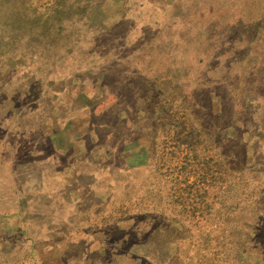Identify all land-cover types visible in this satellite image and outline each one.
I'll return each instance as SVG.
<instances>
[{
    "label": "rangeland",
    "instance_id": "374dc122",
    "mask_svg": "<svg viewBox=\"0 0 264 264\" xmlns=\"http://www.w3.org/2000/svg\"><path fill=\"white\" fill-rule=\"evenodd\" d=\"M0 264H264V0H0Z\"/></svg>",
    "mask_w": 264,
    "mask_h": 264
}]
</instances>
